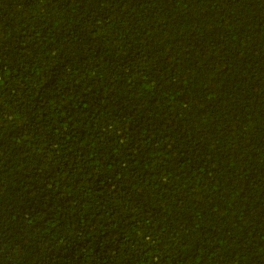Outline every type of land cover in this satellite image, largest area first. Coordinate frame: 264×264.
Instances as JSON below:
<instances>
[{"label":"trees","instance_id":"1","mask_svg":"<svg viewBox=\"0 0 264 264\" xmlns=\"http://www.w3.org/2000/svg\"><path fill=\"white\" fill-rule=\"evenodd\" d=\"M0 264H264V0H0Z\"/></svg>","mask_w":264,"mask_h":264}]
</instances>
